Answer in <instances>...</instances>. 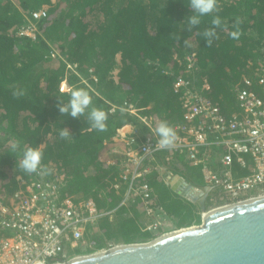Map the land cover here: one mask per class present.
<instances>
[{
    "label": "trees",
    "instance_id": "16d2710c",
    "mask_svg": "<svg viewBox=\"0 0 264 264\" xmlns=\"http://www.w3.org/2000/svg\"><path fill=\"white\" fill-rule=\"evenodd\" d=\"M218 2L221 11L201 17V23L189 32L190 0H0L3 202L18 190L20 181L30 183L36 176L19 167L22 151L11 148L13 141H19L21 150L40 148L46 173L55 170L63 176L64 196L73 201L92 199L99 212L113 211L86 230L94 250L111 243L153 239L145 228L154 216L145 214L139 200L119 206L127 186L121 177L123 161L116 157L114 164L107 165L102 156L114 147V138L125 125L138 126L143 135L150 133L138 116L147 118L154 132L161 121L170 126L182 121L181 95L174 92L173 83L184 76L181 72L187 68L188 57L194 59L193 71L185 77L197 87L205 79L209 91L204 94L218 103L223 115L238 112L236 94L242 77L252 79L263 67L264 0ZM42 8H46L45 16L34 19L32 13ZM217 15L221 19L218 39L209 47L201 33L213 27L211 21ZM237 19L240 34L235 38ZM29 24L34 25L35 40L18 35ZM165 69L173 74L164 75ZM62 82L68 90H63ZM79 89L89 92L92 106L108 114L106 131L93 129L87 114L72 118L60 113V100L67 103ZM18 90L25 95L15 98L13 92ZM124 103L137 115L122 110ZM111 105L116 106L113 111ZM62 128L73 139H60ZM177 154L160 151L147 158L134 185L148 184L154 214L180 229L200 224L197 206L172 195L159 179L157 166L178 174L177 164L182 163L187 179L195 184H199L201 168L191 169ZM10 235L0 228V238Z\"/></svg>",
    "mask_w": 264,
    "mask_h": 264
},
{
    "label": "built area",
    "instance_id": "2783aa9c",
    "mask_svg": "<svg viewBox=\"0 0 264 264\" xmlns=\"http://www.w3.org/2000/svg\"><path fill=\"white\" fill-rule=\"evenodd\" d=\"M45 9L32 13V17H44ZM18 35L35 40L34 25L22 27ZM261 56L263 67L254 77H242L236 94L238 112L230 116L223 115L218 103L205 96L204 92L209 91L205 79L197 87L185 77L193 71L194 62L192 57L186 58L187 68L181 72L184 76H178L173 83L174 92L181 95L183 110L182 123L172 126L178 136L176 146L156 149L159 136L147 118H140L151 134L141 137L134 131L135 136L126 140L121 177L127 186L120 205L139 200L147 216L158 217L151 208V187L146 183L135 186L134 180L142 175L145 160L160 151L182 154L189 164L202 167L203 181L212 189L209 203L213 207L209 211L264 197V48ZM162 73L172 75L173 71L165 69ZM92 79L97 81L94 76ZM115 108L111 105V111ZM122 110L130 115L136 113L126 103ZM146 147L152 150L145 151ZM210 149L217 151V171L208 167ZM62 181L63 176L52 170L50 174H36L30 183L20 181V187L6 203L0 195V228L11 234L0 238V264H65L91 255H86L93 249L86 230L113 211L99 212L92 199L73 201L64 196ZM156 227L153 222L145 230ZM113 247L109 244L106 250Z\"/></svg>",
    "mask_w": 264,
    "mask_h": 264
},
{
    "label": "water",
    "instance_id": "95a60500",
    "mask_svg": "<svg viewBox=\"0 0 264 264\" xmlns=\"http://www.w3.org/2000/svg\"><path fill=\"white\" fill-rule=\"evenodd\" d=\"M175 179L177 187L171 189L198 207L200 225L65 264H264V197L208 211L211 187L194 186L181 176Z\"/></svg>",
    "mask_w": 264,
    "mask_h": 264
},
{
    "label": "clouds",
    "instance_id": "9594fccd",
    "mask_svg": "<svg viewBox=\"0 0 264 264\" xmlns=\"http://www.w3.org/2000/svg\"><path fill=\"white\" fill-rule=\"evenodd\" d=\"M191 9L193 10V15L187 18V28L186 30L191 32L194 27H197L201 23V17L211 15L213 13H218L221 11L218 0H190L189 3ZM241 21L237 19L233 27L236 29L232 33L233 37L238 38L240 31ZM211 24L213 27L206 28L201 35L204 37L207 46H211L214 39H218L216 28L221 26L220 17L214 16ZM187 45V42L185 41ZM84 81V80H82ZM81 81V82H82ZM25 95L23 90H18L13 92L15 98H19ZM60 100V99H59ZM59 111L62 115H70L72 118H79L87 114V119L90 126L97 131H106L108 114L97 107L92 106V98L88 91L79 89L72 92L71 97L67 103L60 100ZM156 135L159 136L158 142L155 144V148L159 150H169L176 146V141L178 139L177 133L172 126L168 124L167 121H161L155 129ZM60 139H73L72 134L67 128H62L59 132ZM11 148L14 152L22 151V158L19 162L20 169L28 174H43L48 171V169L42 164L44 154L39 147L21 150L20 142L13 141L11 143ZM152 148H145V151H151Z\"/></svg>",
    "mask_w": 264,
    "mask_h": 264
},
{
    "label": "crops",
    "instance_id": "0c3cea01",
    "mask_svg": "<svg viewBox=\"0 0 264 264\" xmlns=\"http://www.w3.org/2000/svg\"><path fill=\"white\" fill-rule=\"evenodd\" d=\"M116 58L119 61V55H117ZM66 89H67V85L64 84V90H66ZM135 115H137V114L135 113ZM142 117H144V116H141V117L138 116L139 120ZM182 121H183V119H182ZM182 121L179 123H182ZM176 124H178V122L171 124V126L176 125ZM134 131H136L138 136H141V137L143 136V133L141 132V129L138 126L125 125L121 129L118 130L117 137L114 138V142H115L114 147L112 149H110L107 153L103 154V156H102V159L106 162L107 165L114 164V162H116L115 161L116 157H119L121 162L123 161L122 164L125 163L124 151L126 148V140L135 136ZM123 140H125V141H123ZM136 142L138 143V141H136ZM118 149L121 150L119 153L117 151H113V150H118ZM120 155L122 156V158ZM177 155L179 157H181L182 159H184V161L186 162V164H185L186 166L189 165L192 167H200L201 168V176L198 179L199 184L191 183L187 179V176H186L187 170L182 163L177 164V168L181 171V173H178V174H173L171 172V170H169V168H167V167L164 168V167H161L159 165L157 166V171L159 174V179L165 184V186L169 189V191L172 193V195L176 196L177 198H181V199L185 200L184 198L177 195L171 189L172 186L177 187L178 183H177V179H175L176 176H181V177L185 178L188 182H190L194 186H200L201 187V186H207V185L203 181L202 167L201 166H193V165L189 164L188 161L184 158V156L182 154L181 155L177 154ZM207 161H208V167L213 171H217V151L215 149H210L207 151ZM146 171H147V169H146ZM189 173L192 174L191 171H189ZM211 191H212V189L209 190V192L207 194V198H206V203H205L206 210H208V211H209V209H211L213 207V206H211L212 204L209 203V196H210ZM197 209H198V207H197ZM198 214L200 216V219H202V213L200 212L199 209H198ZM161 218H164V217L162 216ZM200 223H201V221H200ZM192 226H194V225H192Z\"/></svg>",
    "mask_w": 264,
    "mask_h": 264
},
{
    "label": "rangeland",
    "instance_id": "374dc122",
    "mask_svg": "<svg viewBox=\"0 0 264 264\" xmlns=\"http://www.w3.org/2000/svg\"><path fill=\"white\" fill-rule=\"evenodd\" d=\"M118 58V57H117ZM116 73L117 71H114V79L117 80V77H116ZM83 80V79H82ZM63 86L65 84V82H62ZM61 85V84H60ZM66 85V84H65ZM67 89L68 86H67ZM66 89V90H67ZM64 90V89H63ZM111 107V106H110ZM113 151H117L118 153L121 151L120 149L118 150H113ZM189 166V165H188ZM191 168V166H189ZM193 168V167H192ZM191 168V169H192ZM55 171V170H54ZM194 171L196 172L197 171V168L194 169ZM153 222H155L157 224V227L155 229H152L151 230V233L155 236L153 239L157 238V237H160L164 234H168V233H172V232H175V231H178L180 229H177L170 221L164 219V218H161L160 215H158V217H155L153 218V221L148 224V225H151ZM201 224V223H200ZM198 224V225H200ZM198 225H194V226H198ZM153 239H150L149 241L153 240ZM147 241V242H149ZM109 243V242H108ZM111 243V242H110ZM142 243H145V242H142ZM112 246L116 247V246H119V245H123V243H116V244H113L111 243ZM106 250L107 248H103V249H99V250H94V249H91L90 251L86 252V255L88 254H94V253H98L100 251H103V250ZM78 252V251H77Z\"/></svg>",
    "mask_w": 264,
    "mask_h": 264
}]
</instances>
